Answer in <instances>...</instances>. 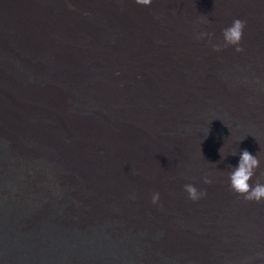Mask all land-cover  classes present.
Instances as JSON below:
<instances>
[{"label":"bare ground","instance_id":"1","mask_svg":"<svg viewBox=\"0 0 264 264\" xmlns=\"http://www.w3.org/2000/svg\"><path fill=\"white\" fill-rule=\"evenodd\" d=\"M236 18L247 22L244 51H215ZM0 32L101 100L66 119L62 93L34 86L27 60L0 38V67L25 74H0V132L62 146L83 176L105 175L98 192L133 189L137 199L128 227L92 212L79 230L67 226L76 218L68 205L43 220V196L29 203L11 184L0 193L13 199L0 200L21 201L0 205V264H264V201H246L229 181L246 149L261 161L252 182H264V0H0ZM11 87L44 100L51 109H37L51 122L30 123L33 109ZM188 183L207 195L190 200ZM126 230L130 243L119 238Z\"/></svg>","mask_w":264,"mask_h":264},{"label":"rangeland","instance_id":"2","mask_svg":"<svg viewBox=\"0 0 264 264\" xmlns=\"http://www.w3.org/2000/svg\"><path fill=\"white\" fill-rule=\"evenodd\" d=\"M0 38L5 41V45L2 47L3 50L10 52L9 55L15 53V59L27 60L25 65L22 64V69H24L25 72H30L31 78L34 77L35 82L33 84H38L34 86L46 88L53 84L56 86L57 90L62 93L63 97L66 99L64 102L65 104L63 105V109L65 110L63 115L66 119L71 120L75 117H81L85 112L83 104L98 105L101 103L100 96L94 95L92 92L86 91L80 87H75L71 80L56 79L55 75L58 73V69L43 55H36L32 52L23 50L20 45L16 44L9 37L4 36L3 32H0ZM11 66L13 65L11 64ZM11 68L14 71L0 67V74H10L15 76L17 80H24L23 77L25 78V74L23 72L17 71L15 66ZM0 83H2V80H0ZM11 89L17 100L21 103L30 105L33 109L27 118L30 123L38 125L39 123H42V121L47 123L51 122V120L47 119L48 117L46 115L38 112L40 109H37L39 107L46 110L51 109L49 105L42 102L44 100H36V98L27 97L19 92L15 93L12 87ZM226 95L231 96L233 93L227 91ZM73 98H75V100H73ZM69 112L73 115H70ZM217 112L219 113L220 110ZM87 114H90V112ZM215 121L220 122L224 127L227 126L226 123L221 122L219 119H216ZM216 122H214L212 126H214ZM211 127L206 130L205 134L211 129ZM0 135L4 138L0 140V191L2 189L6 190V187L11 186L12 184V187H14L9 194H12L15 189L19 188L16 192V194L19 195V198L24 197L23 193L26 192L31 195V200H27L29 203H32L42 195L43 198L40 200V204H46V209H44V212L39 216L43 220L47 219V215L53 217L52 213L54 210L68 205L67 211H72L76 217L74 220L67 223V226L72 229L80 230L85 225L86 221L90 223L89 220H87V213L92 212H110L112 215L109 214L105 220H111V224L113 225L112 229L116 228L117 225H125V227L130 225L127 223V221H129L128 215H131L129 211L133 209V204L137 200L135 191H132L133 189L126 191L121 198L111 196L107 193L102 194L98 192L97 185L99 183L98 181L105 178V175L103 174V176L101 173H97L98 177L92 179H89V176H83L80 173V170L74 167L69 159H65L66 161L63 159V156L60 154L63 149L62 146L58 147L49 143L37 141L33 138L31 133L22 135L20 140L14 139L13 137L11 138L1 132ZM68 142L67 139L63 138V144ZM10 148L14 150H11V152ZM5 149L9 151H6ZM13 153L16 154L14 155ZM16 172L17 176L10 174H15ZM96 179L97 181L95 182ZM13 180L16 181L13 182ZM92 182L95 183L92 184ZM9 190L10 189H7V191ZM1 198L4 199L11 197H7L4 193H0V199ZM1 200L0 205L2 206L6 202L21 201V199L17 201ZM71 204L74 206L76 205V208H72ZM31 217L36 218L35 221L39 219L38 215H33ZM35 221L32 224H24L31 227L34 225ZM58 221H62V219H59ZM138 227V224L134 226L135 229H139ZM128 231L130 230L124 231V234L119 235V238L122 237L120 240H127L130 243L132 242L130 234L133 238L136 234H132ZM131 245L132 244H128V246Z\"/></svg>","mask_w":264,"mask_h":264},{"label":"clouds","instance_id":"3","mask_svg":"<svg viewBox=\"0 0 264 264\" xmlns=\"http://www.w3.org/2000/svg\"><path fill=\"white\" fill-rule=\"evenodd\" d=\"M136 3L139 5L150 6L152 0H136ZM246 25V21L240 18L234 19L232 24L223 30V43L213 45L214 50L220 51L222 48L231 46L236 52H243L242 40ZM221 149V157L224 158L225 156ZM232 154L235 155L236 153ZM215 163H219V161ZM260 166L261 161L258 155H253L250 151L245 149L240 154L238 166L232 168V171L229 174L231 190L243 196L246 201L258 203L264 201V182L259 179H257L255 183L252 182ZM204 183L211 184L213 183V180L210 176L206 175L204 177ZM184 191L187 193L188 198L194 202L199 201L207 195L206 190L199 189L192 183L185 184ZM159 201L160 193L155 192L152 195V203L155 205L158 204Z\"/></svg>","mask_w":264,"mask_h":264}]
</instances>
